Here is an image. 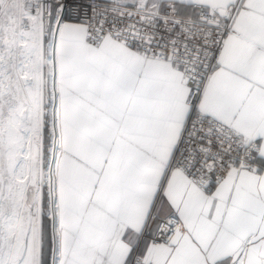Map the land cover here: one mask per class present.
<instances>
[{"label": "snow or ice", "instance_id": "6c2138e0", "mask_svg": "<svg viewBox=\"0 0 264 264\" xmlns=\"http://www.w3.org/2000/svg\"><path fill=\"white\" fill-rule=\"evenodd\" d=\"M0 264H264V0H0Z\"/></svg>", "mask_w": 264, "mask_h": 264}]
</instances>
